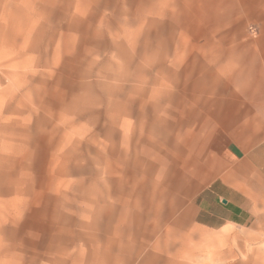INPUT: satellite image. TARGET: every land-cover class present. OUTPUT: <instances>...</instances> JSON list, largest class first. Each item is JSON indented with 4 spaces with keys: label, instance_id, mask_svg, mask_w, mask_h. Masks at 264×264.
Masks as SVG:
<instances>
[{
    "label": "rangeland",
    "instance_id": "obj_1",
    "mask_svg": "<svg viewBox=\"0 0 264 264\" xmlns=\"http://www.w3.org/2000/svg\"><path fill=\"white\" fill-rule=\"evenodd\" d=\"M263 36L264 0H0V264L26 230L30 264H264L263 225H182L170 105L188 65Z\"/></svg>",
    "mask_w": 264,
    "mask_h": 264
},
{
    "label": "crops",
    "instance_id": "obj_2",
    "mask_svg": "<svg viewBox=\"0 0 264 264\" xmlns=\"http://www.w3.org/2000/svg\"><path fill=\"white\" fill-rule=\"evenodd\" d=\"M226 46L209 53L211 57L204 58L208 63L188 65L186 80H181V88L177 84L170 99L172 154L179 163L172 176L177 183L174 192L185 205L182 225L205 230L210 240L232 229L264 227V40ZM159 80L154 89L162 101L173 80L170 76L165 83ZM150 216L157 223L158 213ZM173 216L178 214L166 215ZM257 236L250 233L248 239ZM27 237L28 230L22 242L25 255L13 262L14 254L13 264H30ZM11 244L18 248L19 242Z\"/></svg>",
    "mask_w": 264,
    "mask_h": 264
},
{
    "label": "bare ground",
    "instance_id": "obj_3",
    "mask_svg": "<svg viewBox=\"0 0 264 264\" xmlns=\"http://www.w3.org/2000/svg\"><path fill=\"white\" fill-rule=\"evenodd\" d=\"M173 246V244H172ZM194 249L189 247V245L186 247V248H182V249H179L176 254H175V257H184V258H190L191 257V254H192V250ZM253 259V258H252ZM77 260V259H76ZM171 260V259H170ZM174 260V259H173ZM77 262V261H76ZM171 262V261H170Z\"/></svg>",
    "mask_w": 264,
    "mask_h": 264
}]
</instances>
